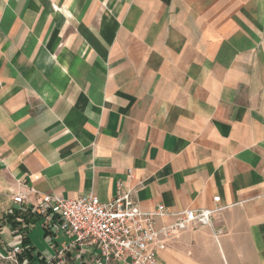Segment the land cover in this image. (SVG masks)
<instances>
[{"label":"crops","instance_id":"0c3cea01","mask_svg":"<svg viewBox=\"0 0 264 264\" xmlns=\"http://www.w3.org/2000/svg\"><path fill=\"white\" fill-rule=\"evenodd\" d=\"M118 182L144 211L226 207L158 264H264V0H0V224L17 194Z\"/></svg>","mask_w":264,"mask_h":264},{"label":"built area","instance_id":"2783aa9c","mask_svg":"<svg viewBox=\"0 0 264 264\" xmlns=\"http://www.w3.org/2000/svg\"><path fill=\"white\" fill-rule=\"evenodd\" d=\"M211 209L183 210L171 213L163 205L152 211H144L133 201L130 190L117 183L115 197L102 203L89 193L73 199L43 195L38 204L30 203L28 195L17 194L12 197V208L6 214L20 223L18 229L11 231L13 242L0 245V263L29 264L24 256L23 241L31 223L26 219H44V240L53 253L40 257L41 264H66V253L74 252L75 260L86 258L92 264H158L157 254L165 250L166 242L174 235L194 227H211V221L226 207L219 203V197L212 199ZM173 217L174 222L157 228V218ZM9 227V226H7ZM217 239L222 229H215ZM64 237L58 250L54 238ZM91 248L85 255L83 248ZM34 256H38L36 252Z\"/></svg>","mask_w":264,"mask_h":264},{"label":"trees","instance_id":"16d2710c","mask_svg":"<svg viewBox=\"0 0 264 264\" xmlns=\"http://www.w3.org/2000/svg\"><path fill=\"white\" fill-rule=\"evenodd\" d=\"M21 218L24 219L23 222L26 224L30 222L29 219L25 218V216H22ZM4 221H5V224L7 226H10V228L13 230L18 229L19 226L21 225L20 223H16L14 221L13 217H11V216L10 217H4ZM23 245H24V247L29 245V241H28L27 237L24 238ZM33 253H34V249L31 247H29V249L25 250V252H24V256L28 259L29 264H41L42 260L40 259V256H34Z\"/></svg>","mask_w":264,"mask_h":264},{"label":"rangeland","instance_id":"374dc122","mask_svg":"<svg viewBox=\"0 0 264 264\" xmlns=\"http://www.w3.org/2000/svg\"><path fill=\"white\" fill-rule=\"evenodd\" d=\"M4 217H7L6 215ZM4 217H2L3 220H1V226L5 227L7 226L5 224V221H4ZM29 238L32 242V244L35 246L36 250L37 251H40V252H45L47 251L48 249V246L46 245L44 239H43V233H42V230L39 226V224H37L36 228L33 229L30 233H29ZM0 264H4V263H0Z\"/></svg>","mask_w":264,"mask_h":264}]
</instances>
